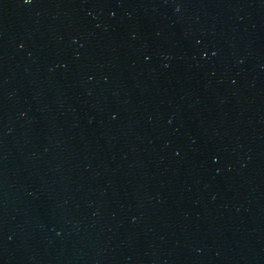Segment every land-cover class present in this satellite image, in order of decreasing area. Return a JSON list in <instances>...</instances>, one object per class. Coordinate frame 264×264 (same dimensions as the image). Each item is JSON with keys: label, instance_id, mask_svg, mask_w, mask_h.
Here are the masks:
<instances>
[{"label": "water", "instance_id": "obj_1", "mask_svg": "<svg viewBox=\"0 0 264 264\" xmlns=\"http://www.w3.org/2000/svg\"><path fill=\"white\" fill-rule=\"evenodd\" d=\"M0 264H264V0H0Z\"/></svg>", "mask_w": 264, "mask_h": 264}]
</instances>
